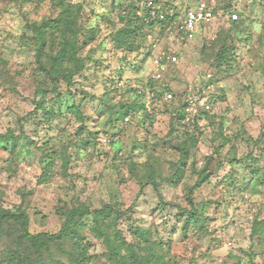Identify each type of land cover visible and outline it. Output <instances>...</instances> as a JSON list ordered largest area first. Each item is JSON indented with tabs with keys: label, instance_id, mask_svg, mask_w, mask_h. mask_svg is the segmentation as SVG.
Here are the masks:
<instances>
[{
	"label": "rangeland",
	"instance_id": "1",
	"mask_svg": "<svg viewBox=\"0 0 264 264\" xmlns=\"http://www.w3.org/2000/svg\"><path fill=\"white\" fill-rule=\"evenodd\" d=\"M70 1L83 5L81 25L95 28V39L82 50L89 59L73 86H59L57 106L62 113L47 124L33 112L35 51L23 35L27 23L57 10L50 0H0V56L5 61L0 75V133L22 132L37 147L34 154L15 160L0 144V205L22 203L32 232L57 231L63 220L59 211L73 205H119L131 208L130 219L121 224L130 239L137 240L127 233L126 222L167 242V264H264V242L249 236L253 218H264V185L251 186L243 158L251 151L260 163L264 161V151L251 150L247 143L248 137L264 135V47L257 41L264 35V0H207L218 7L230 3L244 9L242 25L231 35L222 31L220 19L204 26L193 40L181 37L177 23L162 29L140 26L128 52L113 47L110 31L129 0ZM160 1L181 17L197 0ZM217 31L221 35L215 38ZM221 44L234 53L228 64L215 58ZM169 49L177 58L164 75L171 92L164 100L158 84L151 83V61ZM135 85L153 90L150 110L130 114L128 121L116 120L113 113L120 105L135 99ZM195 86L206 88L211 119L200 114L198 123L177 125L185 93ZM71 104L83 113L82 123L66 110ZM221 123L224 141L218 136ZM81 125L85 129L79 134ZM190 135L196 140L193 146ZM84 140L91 142L82 145ZM22 142L27 141L21 138ZM181 146L189 149L184 174L168 178L183 154ZM62 150L69 155L65 169L58 156ZM51 151L56 154L54 167L42 183L39 160ZM233 154L238 159L234 164L228 161ZM148 167L156 172L158 190L147 184L139 194V180ZM203 167L210 177L192 196L195 203L209 202L212 218L203 228H189L184 234L180 213ZM88 240L93 243L90 252L100 255L99 241L91 235ZM96 264H104L103 259Z\"/></svg>",
	"mask_w": 264,
	"mask_h": 264
},
{
	"label": "trees",
	"instance_id": "2",
	"mask_svg": "<svg viewBox=\"0 0 264 264\" xmlns=\"http://www.w3.org/2000/svg\"><path fill=\"white\" fill-rule=\"evenodd\" d=\"M148 1L156 6L155 10L153 9L156 13L167 12L165 17L152 16V8L146 7ZM50 2L57 10L55 15L27 23L28 32L23 35L28 40V45L35 51L37 72L33 79L35 85L33 112H36L37 117L47 124L53 122L62 113L57 106L62 93L59 91V86L63 85L66 89L73 86L75 76L85 68L86 61L89 59L88 55H82V50L95 39V28H84L81 25L80 18L83 7L81 2H71L70 0H50ZM223 8H234L239 14L237 20H231L226 13L217 17L224 25L222 31L225 32V35H231L240 29L244 18V9L230 3H227ZM179 15L180 13L170 12L166 4H162L160 0H129L125 6V11L118 15V24L120 25L114 24L112 31H110L112 45L116 49L131 51L132 40L137 36V30L140 26L162 29L167 25L177 23L181 18ZM176 17H178L177 20ZM209 25L211 24L205 26ZM217 33L219 37L221 31L216 32L215 38ZM257 41L258 46L264 47V35H258ZM233 56L234 53H229V49L221 44L215 58L218 62L225 60L224 63L228 64L227 62ZM4 68L5 61L0 56V75ZM151 83L156 84L152 80ZM134 93L135 99L133 101L121 104L119 109L113 113L117 114L116 120L123 119L126 115H135L137 112L145 114L148 112L136 89ZM183 105L178 110L177 125L181 124ZM66 110L74 113L76 119L81 123L83 122V113L74 104L67 106ZM209 112L210 110H201L198 119L202 114L210 120L211 118L207 114ZM198 121L194 123H198ZM84 129V125H81L79 134H82ZM222 135L221 123L218 136L223 139ZM21 138L27 142L21 143ZM188 139L193 146L196 142L193 135H190ZM247 140L251 150L252 147H259L264 151L263 134L255 139L248 137ZM89 142L91 140H84L81 144L86 145ZM1 143L4 144L3 148L7 149L12 159L15 160L25 159L24 156L29 152L34 154L36 147L32 146L33 141L23 135L22 132L20 135H15L11 130L0 133ZM179 149L183 154L177 167L174 165V173L168 178H180L184 174L183 168L189 157V149L182 146ZM52 154L54 155L52 156ZM58 156L61 157L62 168L65 169L69 155L62 150ZM244 156L243 158L247 162L246 166L249 169L251 186L264 185V161L260 163L258 157L254 156L251 151ZM55 157L56 154L51 151L40 158L39 161L43 162V171L39 182L48 181L54 167ZM228 161L234 164L238 162V159L233 154L229 155ZM145 170L144 177L139 180V194L147 184H151L156 191L158 190L156 172L149 167ZM197 172V179L190 186L186 196L187 206L182 208L183 212L180 213L183 216L181 230L184 234L189 228H203L206 221L212 218L208 214L210 206L208 201L202 203L193 201V191L210 177L207 167H203ZM130 211L131 208L122 209L119 205L103 204L99 208H91L85 203H80L59 211L63 220L57 231L32 232L30 231L29 215L22 203L11 208L0 205V264H96L102 259L104 264H167L164 250L167 242L152 239L148 229L127 222V233L137 240L130 239L126 235L121 224L124 220L130 219ZM88 235H91L101 244L103 252L100 255L90 252L93 243L88 240ZM249 236L250 239H256L259 243L264 242V218L257 216L253 218Z\"/></svg>",
	"mask_w": 264,
	"mask_h": 264
},
{
	"label": "built area",
	"instance_id": "3",
	"mask_svg": "<svg viewBox=\"0 0 264 264\" xmlns=\"http://www.w3.org/2000/svg\"><path fill=\"white\" fill-rule=\"evenodd\" d=\"M146 7H151V15L158 16L159 18H164L167 12L156 13V6L152 5L151 1L146 3ZM154 9V10H153ZM223 13L231 20H237L239 14L234 8L224 9L223 7H218L207 0H197L195 4L191 7L185 9L181 18L176 24L179 34L185 40H193L196 35L202 30L203 26L211 24L221 16ZM176 52L169 49L168 53H162L155 55L152 58V72L151 80L158 84V89L161 92V97L164 100H169L171 92L168 88V82L165 80L164 75L167 71L168 64H172L176 61ZM118 86H122V82L118 81ZM137 93L141 96L144 107L147 111L150 110L151 104L155 100V94L153 90L145 85L141 87L135 85ZM208 96L206 95V88L204 87H190L184 96V105L182 107V125L188 126L198 121V115L201 110H210V104L208 101ZM130 115H127L124 120L128 121ZM106 141V138L102 139Z\"/></svg>",
	"mask_w": 264,
	"mask_h": 264
}]
</instances>
